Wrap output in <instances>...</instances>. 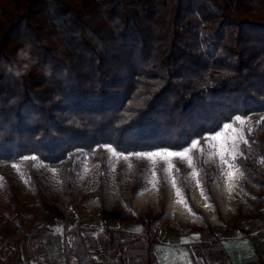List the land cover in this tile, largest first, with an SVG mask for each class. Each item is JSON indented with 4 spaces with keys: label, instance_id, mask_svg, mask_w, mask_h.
I'll return each instance as SVG.
<instances>
[{
    "label": "trees",
    "instance_id": "16d2710c",
    "mask_svg": "<svg viewBox=\"0 0 264 264\" xmlns=\"http://www.w3.org/2000/svg\"><path fill=\"white\" fill-rule=\"evenodd\" d=\"M238 114L253 127L238 160L248 212L238 208L224 227L254 238L264 236V123L256 124L264 117V0H0V166L25 156L45 165L21 162L29 191L1 171L0 248L14 246L0 264H29L24 245L66 222L70 211L77 221L64 227L67 264L110 263L100 255L127 264L129 248L145 251L142 264H157L156 229L179 227L165 212L136 213L121 203L105 208L111 171L99 145L125 154L181 150ZM83 154L103 188L100 206L89 210L74 197ZM193 162L211 200L205 153L197 150ZM176 167L194 208L184 165L177 160ZM122 176L119 167L124 198ZM133 179V193L147 188L139 164ZM98 211L105 236L96 241L81 228ZM111 220L137 223L141 232L113 228ZM218 228L207 223L181 232L195 234L188 242L195 264H233ZM259 248L264 255V238Z\"/></svg>",
    "mask_w": 264,
    "mask_h": 264
},
{
    "label": "rangeland",
    "instance_id": "374dc122",
    "mask_svg": "<svg viewBox=\"0 0 264 264\" xmlns=\"http://www.w3.org/2000/svg\"><path fill=\"white\" fill-rule=\"evenodd\" d=\"M199 141L200 144L198 147L203 149L206 163L209 167L208 178L212 180L211 200L203 188L199 171L194 162L191 166L186 161L182 162L186 180L191 188V198L194 204V208H191L186 200L184 192L178 185V178L175 174L178 158L171 157L165 160L157 156L154 159H148L136 155L125 154V156H127V159H125L124 156L113 157L111 153L107 151L111 178L106 189H104L105 208L108 209L112 205L121 203L128 211H134L136 213L149 210H153L156 213L165 212L166 217H168L175 226L179 227L180 231L177 232L180 234L179 239L182 243L186 244L189 240L192 241V239H194L195 234H182L181 232H187L191 226L209 223L213 226L225 228L224 222H227L235 215L238 208H243L245 212H248V206L246 204L248 193L242 188V173L240 171L236 172L235 178L230 181L227 175L230 169L221 164L218 158H210L209 153L211 150L208 148L206 141L204 139H200ZM212 156L214 157L215 153H212ZM78 161L81 164V171L78 181L74 184V197L75 199H84V203L89 210L96 206H100V195L103 192V188H101L98 178L94 174V164L89 156L83 154L78 158ZM169 163L174 166L171 171L167 170ZM136 164H139L143 168L147 181V188L139 193L132 192L134 184L133 169ZM35 166L39 169L45 167V165L39 161L35 162ZM119 167L123 173L122 181L125 189L124 198L120 197L119 187L116 181V173ZM261 168L264 171L263 165H261ZM1 171H7L12 179L24 191H29V174L24 163L19 164V170L13 168L12 165L0 166V183L2 179ZM194 172L198 173V175H193ZM173 180L175 181V187H173ZM177 191L180 193L179 196L177 195ZM99 214V211L94 212L92 214L94 218L84 221L87 222L86 226L88 230L92 232V234H90L91 238L96 241L105 236L102 219L99 217ZM74 215V212L70 211L68 218H73ZM108 225L113 228L123 227L120 225V222L115 223L112 220L108 222ZM130 226H139V224L131 223ZM262 233H264V231H262ZM252 236H254V238L255 236L259 238L260 235L253 233ZM262 241L263 239L258 242V248ZM129 252H134L135 257L132 260H128L127 264H142L143 250L128 249L126 253ZM259 252L264 259V255L260 251V248ZM109 264H117V260H112L110 257Z\"/></svg>",
    "mask_w": 264,
    "mask_h": 264
},
{
    "label": "crops",
    "instance_id": "0c3cea01",
    "mask_svg": "<svg viewBox=\"0 0 264 264\" xmlns=\"http://www.w3.org/2000/svg\"><path fill=\"white\" fill-rule=\"evenodd\" d=\"M76 221L77 217L74 215L73 218H68L66 222H55L41 239L24 245V259L29 264H67L64 248V227L70 228ZM130 224V222H120V225L123 227L118 229L129 234H139L141 232L140 225L130 226ZM86 225L87 222H84L81 228L82 231L88 235L92 234ZM137 229H140V231H137ZM216 232L222 240V246L225 248L233 264L255 262L260 258L261 253L258 249V242L264 238L263 235H260L259 238L256 236L255 238L246 237L242 236L238 230L228 227L219 228ZM156 235L158 240L153 244V249L157 257V264H166V262L167 264H184L185 260L190 261V264H195L188 243L180 241L179 233L168 231L164 228H157ZM13 246L14 243L9 242L6 247H1L0 256L5 258L10 252V247ZM126 251L125 254L128 260H132L135 257V253H126ZM99 259L105 263L110 262L109 255H100ZM73 264H77V262L73 261ZM210 264L221 263L216 261Z\"/></svg>",
    "mask_w": 264,
    "mask_h": 264
},
{
    "label": "snow or ice",
    "instance_id": "6c2138e0",
    "mask_svg": "<svg viewBox=\"0 0 264 264\" xmlns=\"http://www.w3.org/2000/svg\"><path fill=\"white\" fill-rule=\"evenodd\" d=\"M264 123V117L261 120L256 122L257 125ZM253 132V127L251 125V120L248 116L235 115L232 118V122L225 123L221 126V129L215 134L205 135L202 137L207 143L208 148L211 150L209 153V157L212 159L218 158L220 163L227 166L230 171L228 172V178L231 181L235 178V173L240 171V165L238 160L242 158L243 154L240 152L239 146L240 144H248V136ZM247 133V135H246ZM222 140V142H221ZM200 144L199 139H192L188 146L182 148L181 150L169 151L167 149H163L161 151L155 152H146V153H128V155H136L142 158L154 159L157 156H160L162 159L167 160L171 157L178 158L181 162L186 161L190 166L193 164V154L200 149L198 146ZM100 148L109 151L113 157L125 156L124 150L116 147H112L111 144L99 145ZM95 151V150H93ZM212 153H215V156H212ZM39 159L37 156H25L21 158V161L17 163H13L12 167L19 170V164L24 161H36ZM174 166L169 163L168 171ZM52 172H55V169H50ZM179 169H177L178 171ZM193 175H198V173H193ZM173 187H175V181L173 180ZM177 195L180 193L177 191ZM140 231V229H137ZM198 238V235L196 236ZM167 264V262H166ZM184 264H190V261L185 260Z\"/></svg>",
    "mask_w": 264,
    "mask_h": 264
},
{
    "label": "built area",
    "instance_id": "2783aa9c",
    "mask_svg": "<svg viewBox=\"0 0 264 264\" xmlns=\"http://www.w3.org/2000/svg\"><path fill=\"white\" fill-rule=\"evenodd\" d=\"M73 241H74V235H73V234H69V235L67 236V238H66V242H67L68 244H72Z\"/></svg>",
    "mask_w": 264,
    "mask_h": 264
}]
</instances>
